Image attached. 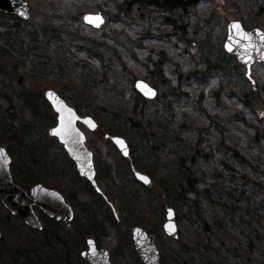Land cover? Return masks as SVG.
<instances>
[{
	"label": "rangeland",
	"instance_id": "374dc122",
	"mask_svg": "<svg viewBox=\"0 0 264 264\" xmlns=\"http://www.w3.org/2000/svg\"><path fill=\"white\" fill-rule=\"evenodd\" d=\"M26 1L30 7V18L27 20L0 11V125L10 116L11 108L17 117L21 115L22 119L18 118L17 124L25 125L36 136L47 135L49 138L46 137L45 140L50 150L58 154L59 168L56 167V170L63 174L62 177L58 175L62 185L64 181L67 185H73L70 173L76 166L72 160L64 163L62 144L53 141L48 134V130L56 123V115L55 118L50 116L49 107L45 105L48 102L44 96L47 89H53L70 106L75 109L79 107L80 115H89L98 123V128L94 131L79 124L86 134L87 146L94 153L95 168L97 163L105 165L107 162L113 170L117 166L118 158L112 154L113 148L103 137L104 134L110 132L111 135L124 137L130 149L127 161H123L121 174L114 171V175H109L106 179L98 178L96 174L99 191L94 190L101 198L98 202L93 201L91 204L88 197L81 201H67L74 211L71 222L76 218L77 223L80 222L84 228L83 236L73 235L68 232V229L74 231L73 224L69 227L62 223L71 237L68 246L76 251L72 254V264H88L81 256V252L87 249L82 239L86 244L87 238L96 240V235L100 239L98 246L109 250L112 264H144L137 252V258L130 254L126 248V240L119 241L116 232L113 238L111 231H114V226L103 223V216L97 208L118 219L129 217L128 207L123 203L127 195L120 192L121 184L127 182L132 186L138 201L150 205L149 208L157 214L161 213L163 197L159 191L162 190V181L169 184L179 180L182 173L179 158H187L193 154L189 139L188 142L185 140L190 131L185 129V121L192 116H185V113L195 116L192 123L196 122V117L201 113L203 119L215 115V119L226 130L236 134L235 147L239 150L242 162L235 160L227 147L222 148L216 142L213 146L215 155L221 159L226 158L227 162H233L237 167H246L252 171V166L246 161L249 159L255 164L256 170L258 169L257 175L263 176L264 92L259 97L258 106H244L239 96L244 90H248L247 84L239 68L222 53V49L225 52L223 43L229 21L240 20L247 30L258 27L254 26L252 18L242 12V0H204L187 13L175 12L172 18L181 19L187 24L188 37L192 41L188 50L185 49L186 43L181 40L177 30L159 14H148L146 11V16L135 14V18L125 24L113 22L106 5L103 11L98 9L97 6L101 5L102 0L64 2L57 16L67 15L68 9L73 14L77 10L82 11L80 22L84 27L77 26L76 19L68 20L63 26L64 32H60L63 37L59 40L56 36H51L52 33L59 32L45 29L43 19L31 8L41 4V0ZM88 12L103 13L105 24L99 29L84 24L82 16ZM160 50L172 55L171 61L164 64L172 84H177L173 68L175 65L184 73L189 70L197 71L199 75L202 74V79L182 82L180 93L176 95H160L150 100L143 111V119L133 118L139 124L129 126L127 121L131 114L124 109L128 99H131L130 90H127L129 78L143 79L153 85L145 78L140 66L144 57L155 58ZM223 63H227L224 72L221 69V73L213 71L214 64L225 65ZM124 66L129 70L128 75L121 70ZM24 67L27 76L20 78ZM252 67L251 77L261 85L264 83V61L255 63ZM147 77L151 78V75ZM81 85L87 91V96L80 91ZM217 91H220L219 98L214 97ZM215 99L220 101L216 108L213 106ZM4 137L0 141L5 140ZM8 152L12 158L10 169L16 184L27 191L36 183L58 190L53 183L52 173L41 171L33 154L28 150L11 144ZM117 152L121 155L118 150ZM97 154L104 159L96 156ZM201 158H204L203 155ZM23 161L31 166L28 171L29 181L25 176H19L24 175L19 165ZM200 161L201 164H212L211 158ZM118 162L120 166V161ZM136 171L147 174L151 183L145 185L137 180ZM35 212L39 215L40 209L35 207ZM164 213L163 218H160L162 224ZM9 215L0 199V231L1 228L6 231L5 239L0 238V264H24L25 259L20 252H27L29 249L41 256L48 252L61 264L62 257L57 249L59 245L54 248L47 243L48 234L31 228L17 215ZM123 225L127 226L125 220ZM123 227L121 232L124 231ZM213 246L220 249L219 258L222 257L225 264H244L242 259L221 247L218 241ZM216 250L211 251L213 257ZM257 257L260 259L258 255ZM33 259L37 260L34 257ZM39 264L51 263L43 259Z\"/></svg>",
	"mask_w": 264,
	"mask_h": 264
},
{
	"label": "trees",
	"instance_id": "16d2710c",
	"mask_svg": "<svg viewBox=\"0 0 264 264\" xmlns=\"http://www.w3.org/2000/svg\"><path fill=\"white\" fill-rule=\"evenodd\" d=\"M67 1L71 3L74 0H41V4H36L34 7L31 6L33 12L43 19L45 29L59 32V34H51L53 38L56 36V39L59 40L63 37L60 32H64L65 28L63 26L69 22L68 20L76 19V25L84 27L80 22L82 11L77 10V13L73 14L74 12L68 9L67 15L63 17L57 16L59 10L62 9L63 3ZM202 1L204 0H102L101 5L97 7L100 11H103L104 5H106L107 12H110L113 22L122 24L133 20L135 14L143 17L146 16V11L148 14L157 13L177 30L181 40L186 43L185 49L188 50V45L192 41L188 37L187 24L181 19H173L172 15L175 12L187 13ZM242 2V12L253 19L254 26H258L264 31V0H242ZM74 5H77V3ZM222 53L234 66L239 68L241 76L247 84L248 90H244L239 96L244 106L248 108L249 106H258L259 97L261 98L264 92V83L261 85L257 81L251 83L245 75L244 66L233 55L226 54L223 49ZM171 59L172 55L160 50L155 58L144 57L140 66L145 78L158 88L156 98L160 95H176L180 93L179 89L182 82L202 79V74L199 75L197 71L189 70L184 73L177 65H171L175 70V79L177 80V84H172L170 77L166 73L167 68L164 67V64L167 61H171ZM223 64L225 65L214 64L213 71L221 73L222 70L224 72L227 63ZM121 70L125 75L129 74L127 67L124 66ZM253 72L255 73L254 70ZM20 74V78L27 76L25 67ZM149 75H151L152 79L147 77ZM134 81L135 78H129L130 87L128 85L127 90L128 92L130 90L129 96H131V99H128L129 102L124 106V109L131 114L127 121L129 126L139 124L136 121L137 119L133 118L139 117L142 120L145 106L150 102V100L144 98L134 89ZM79 89L85 96L88 95L82 85ZM219 92L217 91L214 97H218ZM218 104H220L219 99H215L214 108ZM45 105L49 107V115L55 118L54 115L56 114L50 104L47 102ZM9 110L10 116L0 125V139L5 136V140L0 141V146L6 145L7 149L10 150L11 144H15L33 154L38 168L40 167L41 171H45L46 174L48 172L52 173L53 183L64 195L66 201L69 199L81 201L82 198L88 197L87 199L91 201V204L93 201L98 202L101 199L99 194L85 178L79 175L76 169H73L70 173L73 185H67L65 181L64 185H62L58 175L62 177L63 174L59 173L58 169L56 170V167L59 168V163H57L58 154L50 150V146L45 140L48 136L45 134L44 136H36V133H33L25 125L17 124L16 121L21 118V115L17 117L15 111H12L11 108ZM77 111L81 112L79 107H77ZM185 116H192L191 118L187 117V121H185L187 125V127L185 125V129H190L189 135H187V138L185 137V140L188 142L189 139L193 154L187 158L185 156L179 158L178 161L182 168L179 180L169 184L166 181H162V190L160 189L159 191L163 197L160 206L161 213L157 214L149 208L150 205L148 206L145 202L138 201L132 186L126 182L121 184L120 192L127 195V199L123 203L128 207L129 217L123 220L118 219L112 214L104 212L101 208H97L103 216V223L114 226V231H111L113 238L114 232H116L119 241L126 240L127 250L136 258L137 254L132 245L130 231L133 226L139 225L155 234L163 264H225L224 259L222 257L219 258L221 255L220 249L213 246L215 241H218L220 246L229 253L242 259L244 264H264V172L262 177L257 175L258 169L256 170L255 164L249 159H246V161L252 166V171L247 170L246 167H237L233 162H227L226 158L221 159L215 155L213 146L216 142L222 148L227 147L232 157L242 162L239 150L235 147L236 134L226 130L221 122L215 119V115H210L203 119L204 116L201 113L199 117H196L195 123H192L195 118L194 115L185 113ZM108 134L111 133L108 132ZM103 137L113 148L112 154L114 153L118 158L116 160L117 166L114 170L108 166V162L106 163L107 165L97 163V177L106 179L109 175H114V171L121 174L123 161H127V158L119 155L111 140L106 138L105 134ZM52 140L58 142L53 137ZM64 153V163L66 161L71 162L65 150ZM201 155H203V159ZM96 156L102 158V160L104 159L99 154ZM208 158L212 159V164H201L200 160H208ZM118 161H120V166ZM19 165L24 173V175L20 174L19 176H25L27 181H29L28 171L31 170V166L26 161ZM166 207L175 209L179 226L178 239H172L164 235L160 218H163ZM39 215L43 224L41 230L43 234H48L47 243L54 248L59 245L57 249H59L62 257L61 264H72L74 261L72 255L74 250L68 246L71 238L68 232L83 236L84 228L81 223H77L76 218L73 222L59 221L45 215L41 211ZM124 220L127 222L126 227H123ZM62 223L69 227L73 224L72 228L74 231L68 229L67 232V230H64ZM229 223L233 225H229ZM122 227L123 232H121ZM5 232V229L1 228V239L3 240L5 239ZM97 236L96 241L99 243L100 239ZM82 240L84 246H86L84 239ZM121 247L123 248V246ZM215 249H217L215 253L217 258L213 257L214 254L211 252ZM118 252L119 250L117 249L116 253ZM20 254L24 256V264H39L43 259L51 264H59L48 252L43 253L44 256L43 254L41 256L29 249L27 252H20ZM257 255L260 259H258ZM33 257L37 260H34ZM136 264L141 263L137 262Z\"/></svg>",
	"mask_w": 264,
	"mask_h": 264
},
{
	"label": "water",
	"instance_id": "95a60500",
	"mask_svg": "<svg viewBox=\"0 0 264 264\" xmlns=\"http://www.w3.org/2000/svg\"><path fill=\"white\" fill-rule=\"evenodd\" d=\"M0 11L9 14H14L24 20H27L30 17L29 5L26 0H0ZM21 11H24L26 13V16L20 15ZM96 14H99L103 18V22L100 23L98 27L93 25L92 23L87 22L84 19L86 15L95 16ZM82 19L85 24L95 29L100 28L105 22V17L100 12L85 13ZM234 21H238L244 28L240 20L229 21V23L227 24V35L223 43V47L228 54L234 55L239 61V63L244 64L246 66V76L249 78L251 77V65L255 62L264 61V58H262V55L259 54L257 51L253 50L251 52L252 59L249 62L245 63L242 62L240 58H238L237 53L239 49H235L231 52L228 51V49L225 47V44L228 42V37L230 35V25ZM257 28L259 27H254L249 30L245 28L244 29L246 31H254ZM260 30L263 31L262 29ZM256 43L259 44L260 42L257 41ZM261 52H264V49H262ZM250 79L253 82L252 77ZM137 81H143L147 83L152 89H154L155 95L145 96L135 86ZM134 88L138 93H140L143 97L147 99H154L157 96V89L143 79H136L134 81ZM50 92L52 93L51 96H49ZM44 96L48 103L51 105L54 112L56 113V123L48 130V134L52 137L57 138L58 141L63 145L69 157L75 163L76 170L78 171L79 175L83 178H86L91 183V185L97 191H99V187L96 181L94 154L93 151L90 150L89 147L86 145V134L78 125V123H81L90 131H94L97 129L98 123L93 117L89 115H80L74 107L70 106L66 102V100L62 98L53 89H47L45 91ZM69 109L71 111H69ZM62 117L63 121L61 119ZM92 124H94L95 127H93ZM53 129H60V134L58 135L57 133H55ZM106 136L110 137L113 144L124 157H127L129 155V145L124 137L118 135L109 136L108 134ZM117 139L122 140L124 142V146H126L127 150V155L124 154L121 145L116 142ZM0 149H4L6 154L3 158H0V199L3 206L10 214L18 215L28 226L33 229L42 228L41 220L35 212L34 206H38L46 215H48L49 217H53L57 220L73 219L74 211L72 206L66 202L63 194L58 190L46 187L41 183H37L31 187L30 192L28 193L25 189L16 184L13 181V176L10 169L12 161L11 155L9 154L6 147L0 146ZM140 175L147 177L148 182L141 180L139 178ZM135 177L137 178V180L141 181L145 185H148L151 182V178L147 174L139 171L135 172ZM169 209H171L172 211L171 216L169 215ZM166 225H168L169 227H166ZM172 225L175 226L174 231L171 230L170 226ZM163 230L167 236L173 239H177L179 237L177 216L175 210L172 207L166 208L165 220L163 222ZM131 239L142 263L161 264L158 245L156 243L155 235L153 233L148 232L141 226H134L131 229ZM89 240L93 241V244L91 246L88 244ZM86 244L87 249L83 250L81 252V255L82 258L86 262H88V264H111L110 253L108 249L103 247L99 248L97 246L96 240L92 237L86 239ZM90 248H95L94 255L90 252Z\"/></svg>",
	"mask_w": 264,
	"mask_h": 264
},
{
	"label": "snow or ice",
	"instance_id": "6c2138e0",
	"mask_svg": "<svg viewBox=\"0 0 264 264\" xmlns=\"http://www.w3.org/2000/svg\"><path fill=\"white\" fill-rule=\"evenodd\" d=\"M20 15L26 16V13L24 11L20 12ZM84 19L92 23L95 26H99L100 23L103 22V18L96 14L95 16L92 15H86ZM259 41L260 43L257 44L256 42ZM225 47L228 49V51H234L235 49H239L237 55L238 58L242 60V62H249L252 59L251 52L253 50L257 51L259 54L262 55V58H264V52H261L262 49H264V31H261L259 28L255 29L254 31H246L242 25L238 21H234L230 25V35L228 37V42L225 44ZM251 78V77H249ZM145 96H154L155 91L152 89L147 83L143 81H137L135 85ZM52 93H49V96H51ZM69 111H71L69 109ZM63 121V117L61 118ZM91 123V122H89ZM93 127H95L94 124H92ZM55 133L58 135L60 134V129H53ZM116 142L121 145L122 150L124 151V154L127 155L126 146H124V142L122 140L117 139ZM4 149H0V158H3L5 156ZM139 175V174H138ZM139 178L141 180H144L145 182H148V178L145 176L140 175ZM169 215H172L171 209L168 210ZM166 227H169L166 225ZM171 230H175V226H170ZM139 231V230H137ZM88 244L91 246L93 244V241L89 240ZM90 252L94 255L95 254V248H90Z\"/></svg>",
	"mask_w": 264,
	"mask_h": 264
},
{
	"label": "flooded vegetation",
	"instance_id": "af4514ba",
	"mask_svg": "<svg viewBox=\"0 0 264 264\" xmlns=\"http://www.w3.org/2000/svg\"><path fill=\"white\" fill-rule=\"evenodd\" d=\"M106 138H108V137H106ZM109 139V138H108ZM30 191H28V193H29ZM36 207H38V206H36ZM41 211V210H40ZM42 212V211H41Z\"/></svg>",
	"mask_w": 264,
	"mask_h": 264
}]
</instances>
